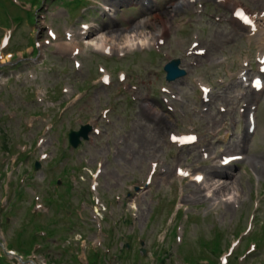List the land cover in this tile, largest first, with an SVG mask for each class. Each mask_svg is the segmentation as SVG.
Here are the masks:
<instances>
[{
    "label": "rangeland",
    "instance_id": "374dc122",
    "mask_svg": "<svg viewBox=\"0 0 264 264\" xmlns=\"http://www.w3.org/2000/svg\"><path fill=\"white\" fill-rule=\"evenodd\" d=\"M19 1L35 5L42 0ZM177 1L159 0L150 9L135 1L106 2L112 7L123 8L119 15L131 17L135 22L148 18L150 24L138 32L142 37L171 23L170 30L162 35L165 45L161 54L156 55L152 47H147L125 50L126 55L117 59V54L107 57L92 43L105 36L103 33L108 30H127L129 26L122 18L116 23L108 21V16H104L98 7L91 12L98 0H45L40 9L32 10L34 24L27 14L10 5L9 0H0V37L7 29L14 30L8 49L12 55L1 58L5 62L2 66L11 63L15 56H25V60H19L17 66L8 69H16L14 74H8L0 67V199L4 202L0 210V227L4 226L0 235V259L7 250L6 245L10 244L17 254L35 264H75L71 260L73 253L78 255L77 264H84V254L80 257L79 254L94 250L92 242L98 237L91 218L94 209L90 206L93 204L92 185L95 184L98 194L94 198L104 205L97 206L98 210L94 211L110 235L108 241H101L118 255L117 259L106 264H157V250L164 255L167 250L171 255L176 251L184 256L185 253L199 255L204 250L202 243L211 244L215 233L220 236L219 246L226 251L224 255L228 256L230 264L234 257L228 255V248L239 233L246 234L248 230L242 244L248 243L246 239L253 235L259 246L252 253L245 248L239 262L264 264V202L259 211L253 206L258 194L262 193L258 199H264V92L257 96V101L250 94L242 101L237 100L235 95L246 91L238 86L236 76L225 75L226 68L215 64L216 58L229 57V71L237 73L248 54L243 39L245 34L238 25L222 22L231 17V9L214 4L213 0L205 2L200 15L189 9L177 15L165 14V10ZM236 1L253 10H264V0ZM158 11L160 16H156ZM219 13L224 16L222 20L213 17ZM18 14L24 16L23 22L14 21ZM45 16L60 29L87 20L93 25L88 44L83 45L80 41L78 55L60 50L57 46L59 40L49 37L45 26L50 27L51 23L44 22ZM126 34L132 32H124ZM195 35L214 59L211 71H204L216 87L210 110L202 114L205 119L200 117L203 106L197 102V92L192 90L190 81L167 84L163 71L166 64L164 53L184 58L180 51L191 45ZM32 42L39 45L38 55L33 53ZM76 60L83 64L81 70L75 67ZM184 60L185 64L190 61ZM100 64L113 72L111 85L102 84V74L98 71ZM120 70L128 75L125 81L119 78ZM253 72H256L254 67ZM221 77L225 80L223 84L217 81ZM129 83L136 85L137 89L127 93ZM162 86L180 92L184 100L177 105L176 116L164 111L161 105ZM35 93L40 96L39 103ZM130 93L141 100H133ZM145 101H151L154 107L164 111L182 132L196 125L200 130L199 144L182 148L177 153L176 148L168 143L169 133L175 129L173 124L150 114L144 107ZM252 101L258 107L256 130L248 134L245 115H239L238 110L244 102L249 104ZM221 106L227 111L221 112ZM105 109L110 110L107 117L102 114ZM49 123L54 127L52 130ZM87 124L99 129L101 134L91 131L88 141L72 148L68 141L70 130L81 131V126ZM43 149L48 152L46 160L41 155ZM203 150L209 152L206 159H202ZM221 152L242 153L245 160L227 169H214ZM158 160L161 162L158 174L151 179L150 186L144 188L142 182L150 172V163ZM37 162L41 164L39 170L34 168ZM179 164L193 174L202 173L206 185L225 181L229 186L221 191L223 194L213 193L210 189V196L217 199L211 203L204 184H196L197 187L187 178L184 187L179 186L180 180L176 177ZM100 168L102 174L96 177L95 172ZM162 168L166 171L161 172ZM216 171L231 176L223 178L212 174ZM72 174L76 180L72 179ZM55 180L61 188L55 186ZM27 184L31 187H26ZM136 186L141 189L130 193L129 189ZM231 192L237 193L235 203L227 201V194ZM179 194V204L189 208L184 213L188 214V219L183 215L179 222L185 229L182 246L176 244L172 232L178 220L175 218V203ZM40 201L46 208L35 209ZM82 201L86 203L81 204ZM254 213L257 214L255 220L252 219ZM71 217L73 219L69 221ZM141 238L147 241V256L138 258ZM130 242L134 244V251L127 248L120 258V251ZM207 257L218 258L210 252ZM209 259H206L208 263ZM17 260L16 257L9 258L10 264H20ZM98 262L103 264V255L98 256ZM198 262L202 263V260L198 259L195 264ZM5 264H8L6 260ZM164 264H170L168 257ZM185 264L193 262L185 260Z\"/></svg>",
    "mask_w": 264,
    "mask_h": 264
},
{
    "label": "bare ground",
    "instance_id": "6f19581e",
    "mask_svg": "<svg viewBox=\"0 0 264 264\" xmlns=\"http://www.w3.org/2000/svg\"><path fill=\"white\" fill-rule=\"evenodd\" d=\"M228 7L234 8L238 6V4L234 0H225ZM119 2H125V0L119 1ZM192 1L187 0H180L169 7V9L165 10V14L172 16L177 15L179 12H181L184 8L191 7ZM107 9L109 11H112L110 7L107 6ZM236 9V8H235ZM234 9V10H235ZM159 12V11H158ZM163 13V14H164ZM161 12H159L156 16H160ZM113 15V14H111ZM262 18H260L261 20ZM150 20L144 19L142 21H137L134 26L131 28L132 34H126L123 35L122 29H115L113 31L106 32L105 36H102L101 38H98L97 42H93L92 45L95 46L97 49L102 50L108 53H115V54H123L124 51H131L135 49H145L147 47H151L154 45V43L158 42L160 38H162V35L164 33H167L171 28V23H166L162 26L161 29H156L154 33H151V35H144L143 37L139 35L138 32H140L141 28L146 27L147 24H150ZM264 22V19H263ZM256 38L260 41V46L264 47V28L260 30L259 33H257ZM147 40V46L144 45V41ZM60 49L65 52H75L78 50V44L76 43H61ZM144 107L148 112L155 116L157 119H163L166 121L167 124H172V120L164 114L161 110L154 107L153 104L146 101ZM219 167V166H218ZM212 174L215 175H222L223 178L230 177L231 175L227 172H221L216 171L212 172ZM221 178V179H223ZM205 191L207 192V195H210L211 191L210 189H213V193H222L221 191H224L225 188H227L229 185L226 184L225 181L214 183V184H208L206 185V182L204 183ZM223 194V193H222ZM237 193L231 192L227 195H229L228 203L232 202L235 203V196ZM206 195V196H207ZM215 196V195H214Z\"/></svg>",
    "mask_w": 264,
    "mask_h": 264
},
{
    "label": "water",
    "instance_id": "95a60500",
    "mask_svg": "<svg viewBox=\"0 0 264 264\" xmlns=\"http://www.w3.org/2000/svg\"><path fill=\"white\" fill-rule=\"evenodd\" d=\"M167 80L170 82V81H173V78L168 74V76H167ZM88 130H89V128H88ZM80 136H82V137H84L85 139H87V138H88V136H87V131H85V133H84V132H77V133L72 132V133L70 134V141H71V143H72L74 146H77V144L79 143L78 141H79V137H80Z\"/></svg>",
    "mask_w": 264,
    "mask_h": 264
},
{
    "label": "clouds",
    "instance_id": "9594fccd",
    "mask_svg": "<svg viewBox=\"0 0 264 264\" xmlns=\"http://www.w3.org/2000/svg\"><path fill=\"white\" fill-rule=\"evenodd\" d=\"M147 43H148V41H147V40H145V41H144V45H145V46H147Z\"/></svg>",
    "mask_w": 264,
    "mask_h": 264
},
{
    "label": "snow or ice",
    "instance_id": "6c2138e0",
    "mask_svg": "<svg viewBox=\"0 0 264 264\" xmlns=\"http://www.w3.org/2000/svg\"><path fill=\"white\" fill-rule=\"evenodd\" d=\"M191 139H195V137H192ZM153 167H155V166H153Z\"/></svg>",
    "mask_w": 264,
    "mask_h": 264
},
{
    "label": "trees",
    "instance_id": "16d2710c",
    "mask_svg": "<svg viewBox=\"0 0 264 264\" xmlns=\"http://www.w3.org/2000/svg\"><path fill=\"white\" fill-rule=\"evenodd\" d=\"M2 11V10H1Z\"/></svg>",
    "mask_w": 264,
    "mask_h": 264
}]
</instances>
